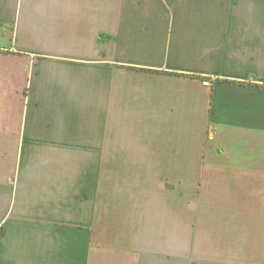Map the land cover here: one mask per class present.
<instances>
[{"label":"crops","instance_id":"crops-1","mask_svg":"<svg viewBox=\"0 0 264 264\" xmlns=\"http://www.w3.org/2000/svg\"><path fill=\"white\" fill-rule=\"evenodd\" d=\"M0 26V264H264V0H0Z\"/></svg>","mask_w":264,"mask_h":264},{"label":"rangeland","instance_id":"rangeland-1","mask_svg":"<svg viewBox=\"0 0 264 264\" xmlns=\"http://www.w3.org/2000/svg\"><path fill=\"white\" fill-rule=\"evenodd\" d=\"M4 32L7 36L11 33V28L6 26H0V34Z\"/></svg>","mask_w":264,"mask_h":264},{"label":"built area","instance_id":"built-area-1","mask_svg":"<svg viewBox=\"0 0 264 264\" xmlns=\"http://www.w3.org/2000/svg\"><path fill=\"white\" fill-rule=\"evenodd\" d=\"M205 83L207 82V81H204Z\"/></svg>","mask_w":264,"mask_h":264}]
</instances>
